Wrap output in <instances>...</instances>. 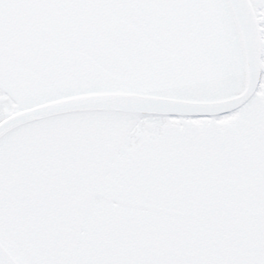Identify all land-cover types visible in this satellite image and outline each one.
Instances as JSON below:
<instances>
[{
  "label": "snow or ice",
  "instance_id": "6c2138e0",
  "mask_svg": "<svg viewBox=\"0 0 264 264\" xmlns=\"http://www.w3.org/2000/svg\"><path fill=\"white\" fill-rule=\"evenodd\" d=\"M0 264H264V0H0Z\"/></svg>",
  "mask_w": 264,
  "mask_h": 264
}]
</instances>
